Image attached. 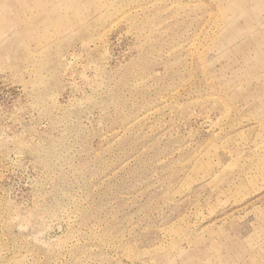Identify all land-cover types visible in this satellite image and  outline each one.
<instances>
[{
	"label": "rangeland",
	"instance_id": "1",
	"mask_svg": "<svg viewBox=\"0 0 264 264\" xmlns=\"http://www.w3.org/2000/svg\"><path fill=\"white\" fill-rule=\"evenodd\" d=\"M0 264H264V0H0Z\"/></svg>",
	"mask_w": 264,
	"mask_h": 264
}]
</instances>
